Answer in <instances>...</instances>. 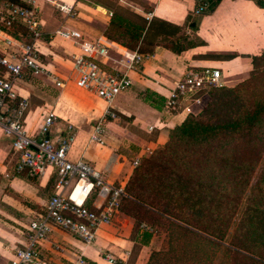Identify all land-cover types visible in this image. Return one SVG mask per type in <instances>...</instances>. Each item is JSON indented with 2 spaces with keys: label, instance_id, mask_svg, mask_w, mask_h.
<instances>
[{
  "label": "crops",
  "instance_id": "crops-1",
  "mask_svg": "<svg viewBox=\"0 0 264 264\" xmlns=\"http://www.w3.org/2000/svg\"><path fill=\"white\" fill-rule=\"evenodd\" d=\"M20 1L36 10L40 27L45 32L36 44L39 59L62 81V86L58 87L48 77L29 74L16 81V90L28 100L24 127L27 132L33 133L46 111L55 114V127L71 123L75 130V140L68 157L86 160L102 173L106 181L114 185H124L133 165L125 155L114 151L108 144L87 141L90 127L102 116L106 103L93 93L75 86L69 58L77 48L70 41L52 35V31L61 27L71 28L92 40L104 36L103 29L110 18L107 12L114 11L135 21H138L137 17L147 20L154 18L175 24L200 41L192 48L173 53L158 42L160 35H151L156 45L150 53L145 52L149 57L137 69L128 71L131 85L110 103L116 117L105 120V137L114 134L107 125L115 127L118 118L130 117V123L137 127L136 132H156L155 139L148 141L154 145L164 142V128L179 123L188 112L196 113L200 109L197 104L189 105V111L164 107L167 86L174 79L179 78L186 69L211 66L219 69L220 80L226 85L230 78L246 75L251 70V56L264 49V7L255 5L252 0H219L213 9L200 15L191 12L190 0ZM54 2L71 4L73 16H65L54 6ZM3 6L4 2L0 1V13L4 11ZM191 26H194L193 30ZM228 54L232 57L223 56ZM64 92L71 94L74 104L62 111L59 100ZM93 100H96V105ZM119 131L115 133L121 134ZM116 136L119 138V135ZM129 141L132 143L134 140ZM138 153H135L136 156ZM10 155L9 138L0 134L1 171L4 169L2 164L10 167L11 162L7 161ZM54 178L51 167L35 177H29L24 172L0 175V264L8 263L12 259L13 249L23 245L24 226L34 213L42 210L46 198L52 192ZM4 186L6 192L1 189ZM131 223L130 217L118 211L109 225L97 230L93 243L89 245L82 244L65 231L51 227L46 239L38 244V256L46 264H79L78 258H81L82 264H105L99 253L109 251L120 259V264H124L133 246L128 238ZM118 228H121L122 233ZM143 248L145 246L141 245L135 257L136 262Z\"/></svg>",
  "mask_w": 264,
  "mask_h": 264
},
{
  "label": "trees",
  "instance_id": "trees-1",
  "mask_svg": "<svg viewBox=\"0 0 264 264\" xmlns=\"http://www.w3.org/2000/svg\"><path fill=\"white\" fill-rule=\"evenodd\" d=\"M252 1L264 7L263 0ZM137 20L113 11L103 35L144 53L156 45L151 35L173 53L200 43L175 24ZM0 28L27 40L19 21ZM250 64L249 75L233 86L206 88L201 108L164 128V142L142 155L125 181L119 211L133 221L130 240L146 245L153 230L166 233L168 247L150 251L143 264H210L220 249L217 264H264V49Z\"/></svg>",
  "mask_w": 264,
  "mask_h": 264
},
{
  "label": "built area",
  "instance_id": "built-area-1",
  "mask_svg": "<svg viewBox=\"0 0 264 264\" xmlns=\"http://www.w3.org/2000/svg\"><path fill=\"white\" fill-rule=\"evenodd\" d=\"M190 1L191 12L200 15L208 10L212 0ZM53 4L65 16H73L71 4ZM3 8L0 22L8 28L13 22L19 21L25 28L27 40L0 28V134L9 138L11 150L10 167L2 164L4 169L0 170V175L24 172L28 176H38L47 167H51L55 175L52 192L46 198L42 210L34 213L24 226L23 245L13 249L12 259L6 264H46L39 258L37 249L51 227L65 231L82 244L89 245L93 243L97 230L112 222L119 211V200L125 196V192L123 185L106 181L102 173L86 160L68 157L75 140L74 127L69 122L62 127H55L56 116L52 111L42 115L33 133L27 132L24 118L28 111V100L16 90V81L25 74L48 77L58 87L62 86V81L39 59L36 44L45 32L40 27L36 10L32 6L14 3H5ZM107 15L111 16V12L108 11ZM51 34L70 41L77 48L69 58L75 86L93 93L106 103L102 116L91 125L87 136L89 143L104 144V122L116 117L110 103L131 85L128 71L137 69L149 54L127 49L104 36L86 39L71 28H57ZM222 85L218 68L203 66L200 69H186L167 86L164 107L189 111V105L200 104L206 88ZM149 148L146 146L145 150L149 151ZM138 163L139 159L135 157L132 160L133 167ZM140 227L151 231L144 224H140ZM99 255L105 264L121 263L109 252L101 251ZM78 259L79 264H82L81 258Z\"/></svg>",
  "mask_w": 264,
  "mask_h": 264
},
{
  "label": "rangeland",
  "instance_id": "rangeland-1",
  "mask_svg": "<svg viewBox=\"0 0 264 264\" xmlns=\"http://www.w3.org/2000/svg\"><path fill=\"white\" fill-rule=\"evenodd\" d=\"M101 1H103V0H101ZM52 50H53V47H52ZM54 59H57V58L54 57ZM249 73H250V71L246 75H239V76L230 78V80H228L226 82L227 84L225 86H233L234 84L245 79L249 75ZM29 78H31V77H29ZM36 82H38V81H36ZM206 100H207V95L204 94L200 100V104H199L200 108L205 103ZM59 102H60V105H59L60 110H62V111L66 110L69 105L74 104L73 98L71 97V94L68 92L67 93L64 92V94L61 96ZM93 104L94 105L97 104L96 100H93ZM130 122H131L130 117H128V118L127 117L126 118L121 117V118H118V122H117L118 125L117 126L114 127L112 124L107 125V128L111 129V131L114 132L115 135L113 134L111 136H109V135L106 136L104 144H106V145L108 144V147L110 146V147L114 148V151H117V152L121 153L122 155H125L127 161L131 162V164H132V160L134 159V157H137L140 160V157L142 155H148L151 150H153V149H155L161 145L149 144V142H148L149 140L155 139L156 132H154V131H149V133L136 132L137 127L132 125ZM118 127H120V128L118 129ZM117 130H120L119 132L121 134L115 133V131H117ZM116 135H119V138ZM123 139H125V140H123ZM129 140H131V141L134 140V141H132V143H131ZM131 145L133 146V148L131 147ZM147 145L150 147L149 151L145 150V147ZM136 152L137 153L139 152L137 154V156L135 154ZM7 161H11L10 157L7 159ZM261 163H262V161L260 162V164ZM260 164H259L258 168L260 167ZM257 171L258 170L256 169V174H257ZM1 189L3 192L7 191L5 186L1 187ZM21 202L23 203V200ZM240 209H241V207L236 212V214L233 218V221H232V225L235 222V220L237 219L239 212H240ZM131 221H132V219H131ZM132 223H133V221H132ZM132 223H131V229H132ZM131 229H130L129 234H128L129 239L131 238V234H132ZM118 230L120 231V233H122L121 228H118ZM151 230H152V228H151ZM152 232H153V234L151 235L149 242L146 245H143V246H145V248L142 249L141 257H139V260H137V262H136L135 257L138 253L139 248L141 247V244L132 242L133 246L131 248L130 255L128 256V258L126 259L124 264H143L147 260L150 251H152V250H163V249H166L168 247V243H167V239H166V233L163 229H160L157 231L153 230ZM104 252H107V251H104ZM200 252H202V251H200ZM197 254L199 255V252ZM220 256H221V249L219 251H217V253L214 255L210 264H217L219 262ZM194 257L196 258V260L199 259L197 255H195ZM202 257L203 256H201V254H200V260H202L201 259ZM198 261H196V262H198ZM184 264H186V263H184Z\"/></svg>",
  "mask_w": 264,
  "mask_h": 264
},
{
  "label": "water",
  "instance_id": "water-1",
  "mask_svg": "<svg viewBox=\"0 0 264 264\" xmlns=\"http://www.w3.org/2000/svg\"><path fill=\"white\" fill-rule=\"evenodd\" d=\"M47 136H45V138H46Z\"/></svg>",
  "mask_w": 264,
  "mask_h": 264
}]
</instances>
